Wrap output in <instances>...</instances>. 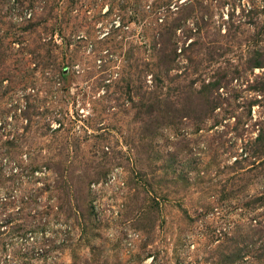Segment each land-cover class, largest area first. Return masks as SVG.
I'll use <instances>...</instances> for the list:
<instances>
[{"label":"rangeland","instance_id":"obj_1","mask_svg":"<svg viewBox=\"0 0 264 264\" xmlns=\"http://www.w3.org/2000/svg\"><path fill=\"white\" fill-rule=\"evenodd\" d=\"M0 264H264V0H0Z\"/></svg>","mask_w":264,"mask_h":264}]
</instances>
